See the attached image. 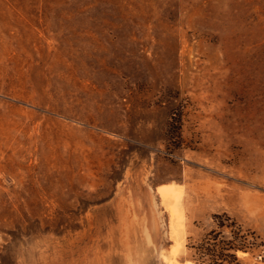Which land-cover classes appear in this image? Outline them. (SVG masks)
Masks as SVG:
<instances>
[{
	"label": "rangeland",
	"instance_id": "374dc122",
	"mask_svg": "<svg viewBox=\"0 0 264 264\" xmlns=\"http://www.w3.org/2000/svg\"><path fill=\"white\" fill-rule=\"evenodd\" d=\"M223 212L264 264V0H0V264H192Z\"/></svg>",
	"mask_w": 264,
	"mask_h": 264
},
{
	"label": "trees",
	"instance_id": "16d2710c",
	"mask_svg": "<svg viewBox=\"0 0 264 264\" xmlns=\"http://www.w3.org/2000/svg\"><path fill=\"white\" fill-rule=\"evenodd\" d=\"M262 245V239L254 230L223 212L214 215L213 228L188 243L194 262L189 261L192 264H244L238 252H250Z\"/></svg>",
	"mask_w": 264,
	"mask_h": 264
},
{
	"label": "bare ground",
	"instance_id": "6f19581e",
	"mask_svg": "<svg viewBox=\"0 0 264 264\" xmlns=\"http://www.w3.org/2000/svg\"><path fill=\"white\" fill-rule=\"evenodd\" d=\"M167 187V186H166ZM169 189H170V187H168ZM168 188H161L160 190H161V192H165ZM172 188V187H171ZM167 191H169V190H167ZM174 209V208H173ZM172 208L170 209V211H171V217H173V215H174V212H175V210H173ZM174 211V212H173ZM181 246H182V235L178 232L176 235H175V241L173 242V244L171 245V255H172V257H174L176 254H177V252L180 250V248H181ZM238 254H243V253H241V252H238ZM168 264H173V258H172V260L168 263Z\"/></svg>",
	"mask_w": 264,
	"mask_h": 264
}]
</instances>
